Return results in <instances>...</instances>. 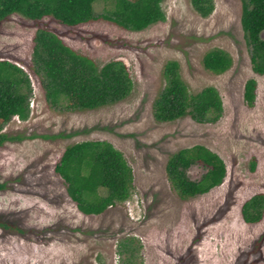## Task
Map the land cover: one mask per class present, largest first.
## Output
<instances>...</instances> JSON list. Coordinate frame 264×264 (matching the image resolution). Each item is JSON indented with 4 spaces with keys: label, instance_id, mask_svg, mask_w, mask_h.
I'll list each match as a JSON object with an SVG mask.
<instances>
[{
    "label": "rangeland",
    "instance_id": "rangeland-1",
    "mask_svg": "<svg viewBox=\"0 0 264 264\" xmlns=\"http://www.w3.org/2000/svg\"><path fill=\"white\" fill-rule=\"evenodd\" d=\"M214 1L213 13L202 17L190 0H164L166 20L142 31L103 19L72 27L46 18L49 28L98 65L119 59L130 70L134 87L126 99L84 111L47 102L41 78L30 68L38 24L19 14L0 23V59L22 66L32 86L29 117H13L4 127L22 139L0 146V182H6L0 218L9 222L0 226V264H264V216L247 223L242 214L245 201L264 193V75L252 68L242 0ZM113 6L114 0H98L94 9L100 14ZM213 48L232 56L224 73L204 67ZM173 60L193 92L219 90L224 112L217 122L155 119L163 70ZM250 78L258 82L253 105L244 98ZM84 140L113 143L134 171L132 196L99 215L82 213L55 171L65 148ZM199 144L219 154L227 175L209 192L183 199L169 180L168 160ZM206 171L194 162L186 174L199 181ZM121 243L135 249L134 258Z\"/></svg>",
    "mask_w": 264,
    "mask_h": 264
},
{
    "label": "trees",
    "instance_id": "trees-1",
    "mask_svg": "<svg viewBox=\"0 0 264 264\" xmlns=\"http://www.w3.org/2000/svg\"><path fill=\"white\" fill-rule=\"evenodd\" d=\"M96 1L0 0V23L19 14L38 24L30 68L41 78L46 100L54 107L84 111L117 103L130 95L134 81L122 60L98 65L49 28L44 22L46 18L72 27L103 19L132 31H142L167 18L164 0H114V6L100 14L94 9ZM190 2L202 17H208L215 10L214 0ZM241 24L253 71L264 75V0H242ZM232 63V56L222 48L207 51L203 58L204 67L216 74L226 72ZM163 78L165 86L153 104L158 122L190 116L198 123H214L222 117L224 103L219 90L209 86L193 92L182 78L179 61L166 63ZM257 86L256 78H250L245 84L244 98L248 105L255 103ZM31 93L26 70L16 62L0 59V146L22 139L8 134L4 127L13 117L22 120L29 117ZM194 162L207 168L199 181L191 180L186 174ZM55 171L62 178L68 196L86 215L104 213L125 202L134 190L133 168L123 152L106 140H84L68 145ZM167 172L174 190L181 198L188 199L220 185L227 175V166L218 153L199 144L174 153L168 160ZM5 187L6 182H0V191ZM242 214L247 223L260 222L264 216V193L259 192L245 201ZM8 223L0 218V226L7 227ZM263 240L264 233L259 242ZM122 243L121 250L134 258L135 249Z\"/></svg>",
    "mask_w": 264,
    "mask_h": 264
},
{
    "label": "built area",
    "instance_id": "built-area-1",
    "mask_svg": "<svg viewBox=\"0 0 264 264\" xmlns=\"http://www.w3.org/2000/svg\"><path fill=\"white\" fill-rule=\"evenodd\" d=\"M140 203H139V201L138 200H136L135 202H134V205H139Z\"/></svg>",
    "mask_w": 264,
    "mask_h": 264
},
{
    "label": "clouds",
    "instance_id": "clouds-1",
    "mask_svg": "<svg viewBox=\"0 0 264 264\" xmlns=\"http://www.w3.org/2000/svg\"><path fill=\"white\" fill-rule=\"evenodd\" d=\"M16 117H18V116H16ZM18 118H19V117H18ZM131 196H132V195H131ZM131 196H130V197H131ZM130 197H129V198H130ZM129 198H128V199H129Z\"/></svg>",
    "mask_w": 264,
    "mask_h": 264
},
{
    "label": "water",
    "instance_id": "water-1",
    "mask_svg": "<svg viewBox=\"0 0 264 264\" xmlns=\"http://www.w3.org/2000/svg\"><path fill=\"white\" fill-rule=\"evenodd\" d=\"M207 172V171H206Z\"/></svg>",
    "mask_w": 264,
    "mask_h": 264
}]
</instances>
